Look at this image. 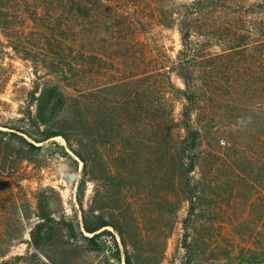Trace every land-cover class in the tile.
<instances>
[{"label": "rangeland", "instance_id": "obj_1", "mask_svg": "<svg viewBox=\"0 0 264 264\" xmlns=\"http://www.w3.org/2000/svg\"><path fill=\"white\" fill-rule=\"evenodd\" d=\"M177 1L191 0H139L148 21L143 39L173 60L182 48L179 32L158 19ZM137 2L116 7L134 14ZM109 26H101L98 42L83 40L79 49L111 45L120 28ZM95 27L81 31L86 36ZM12 34H0V264H264V119L249 132L242 120L264 101L256 78H246L232 100L228 86H239L226 74L216 86L202 83L207 96L193 125L207 129L192 155L194 171L185 176L181 166L188 162L173 140L146 122L143 82L128 93L114 86L137 74L132 60L97 63L89 81L76 70L52 76L41 62L51 50L40 46L45 35L27 32L16 43ZM21 53L39 56L38 65ZM172 82L184 89L176 76ZM86 84L94 94L88 119ZM166 88L175 102L174 134L184 137L185 101ZM50 92L64 93L58 105L42 103ZM243 105L249 113L233 109ZM99 219L109 226L85 231V222Z\"/></svg>", "mask_w": 264, "mask_h": 264}, {"label": "trees", "instance_id": "obj_2", "mask_svg": "<svg viewBox=\"0 0 264 264\" xmlns=\"http://www.w3.org/2000/svg\"><path fill=\"white\" fill-rule=\"evenodd\" d=\"M119 1L123 5L126 2V0H0V34L9 36L11 33L15 34L18 36L15 37L16 43L25 41L24 35L27 32L32 35L37 33L45 35L41 40H45L46 43L41 41L40 46L43 50L48 47L51 50L42 55L41 62L47 64L49 75L52 76L59 73L69 75L73 74L71 71L76 70L84 72L86 80L89 81L88 76L92 77L97 63L101 67L103 62L114 63L117 58L132 60V71L135 67L137 74L130 76L128 73L125 75V77L129 75L125 81L114 86L128 93L133 85L143 82L149 103L146 122L149 127L163 131L166 138L173 140L177 146L175 151L179 159L188 162H183L181 166L185 170V176H188L195 168L192 155L201 146L203 133L207 129L205 126L196 128L193 125V114L201 110L199 106L207 96L206 84L202 83L209 81L212 87L216 86L220 75L226 74L239 86V89L228 86L229 98L232 100L239 90L244 88L242 84L246 78H256L260 84L257 90L258 97H264V0H191L177 1L173 4V9L169 5L163 7L158 24L165 29L177 28L180 35L182 48L175 60L163 47L156 55L149 43L143 39L146 31L142 30L148 25V21L142 14L139 0L134 14H127L124 9L116 7ZM126 5L124 7L127 10L129 5ZM89 25L97 27L85 36V32L81 30ZM109 25L115 29L116 25L120 28L117 35L111 37L113 39L111 45L102 48L97 45L95 50L79 49L78 45L83 43V40L98 42L96 35L101 26L110 30ZM213 47L220 48V53L212 54L210 49ZM65 51L68 52L67 55H63ZM20 56L35 64L37 63L35 59L40 58L27 53H21ZM140 63L143 69L139 68ZM173 76L182 81L183 90L175 88ZM167 85L174 89L175 94H179V99L185 101L182 111L184 137L174 134L175 102L167 98ZM86 87L87 84L83 93L85 118L89 116L94 103L92 102L94 94ZM63 94L50 92L48 100L42 103L47 102V106L48 103L56 106L63 99ZM156 94L161 95L157 103L153 100ZM54 97H57L55 102L52 99ZM126 99L131 101V97ZM209 99L216 102L215 96ZM238 107L234 106L233 109H238L239 113H249V109L244 108V105L245 110ZM128 113L129 111L126 116ZM256 119L258 121L264 119V101L259 104L256 114L250 117L245 114L242 118L246 122L244 128L248 132L251 126L256 125ZM261 126L264 127V120ZM262 134L264 136V131ZM81 187L82 185L79 187L80 194ZM108 226L102 219L93 225L84 223L85 231L90 234ZM103 234L99 233L94 238Z\"/></svg>", "mask_w": 264, "mask_h": 264}]
</instances>
